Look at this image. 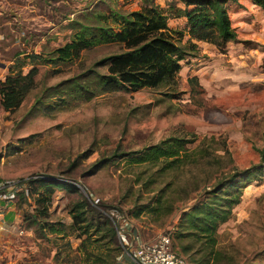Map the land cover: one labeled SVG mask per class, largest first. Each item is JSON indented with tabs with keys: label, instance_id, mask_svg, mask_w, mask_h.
I'll list each match as a JSON object with an SVG mask.
<instances>
[{
	"label": "rangeland",
	"instance_id": "rangeland-1",
	"mask_svg": "<svg viewBox=\"0 0 264 264\" xmlns=\"http://www.w3.org/2000/svg\"><path fill=\"white\" fill-rule=\"evenodd\" d=\"M151 2L182 8L178 0ZM145 3L0 0V80L12 66L22 72L37 68L34 87L18 107L5 111L0 106V178L39 180L19 194L0 220V264H80L79 239L69 228L67 208L81 196L124 217L145 242L167 234L179 253L172 232L181 210L158 217L148 210L155 195L153 186H161L163 179L141 166L127 165L128 157L118 158L116 153H132L170 136L194 134L199 140L208 136L224 140L239 170L258 164L257 150L264 143V17L250 0L226 3L236 39L221 48L193 41L196 55L179 62L172 85L83 100L77 89L92 86L84 72L101 57L120 51L116 45L80 51L78 57L57 65L30 58L32 54L48 57L83 26L101 25L99 15L125 14ZM167 25L185 30L182 18H169ZM62 101L64 106L45 111L46 106ZM193 174L201 177L203 173ZM188 176L187 167L178 174L182 181ZM148 181L156 182L146 192L141 185ZM56 183L72 184L75 189ZM40 184L53 188L50 196L38 197ZM248 185L229 219L217 228L218 247L235 264H264V182ZM143 206L138 216H131ZM185 243L192 248L187 255L179 254L188 263L198 245Z\"/></svg>",
	"mask_w": 264,
	"mask_h": 264
},
{
	"label": "trees",
	"instance_id": "trees-1",
	"mask_svg": "<svg viewBox=\"0 0 264 264\" xmlns=\"http://www.w3.org/2000/svg\"><path fill=\"white\" fill-rule=\"evenodd\" d=\"M178 1L182 8L174 3L161 7L146 0L142 7L125 14L112 12L108 16L99 15L101 25L83 26L72 34L69 41L53 49L48 57L32 54L30 58H41L44 63L57 65L78 57L80 51L98 45H116L120 51L101 57L92 69L84 72V76L87 75L89 81L92 80V86L91 89H77L83 100L120 90L136 91L145 87L172 85L180 69L179 62L196 55L193 41L221 48L225 43L236 39V32L227 15L226 3H236L237 0ZM250 1L261 10L264 17V0ZM169 18L184 19L185 30L170 28L167 25ZM108 19L110 22H107ZM184 36L186 40L182 42ZM98 68H105V71L100 72ZM36 72L35 66L25 72L14 70L13 66L8 68L7 74L0 80V106L3 110L18 107L34 87ZM191 79L194 78H188ZM64 105L65 102L62 101L55 104V107L46 106L45 111ZM187 136H170L139 151L116 153V156H127V165L141 166L158 180L163 179L161 186H153L155 195L148 210L156 217L175 209L181 210L173 227L172 239L182 255H187L192 248L186 241L198 245L188 257L189 264H235L232 256L218 247L217 228L229 219L248 184L253 181L264 182V143L257 150L258 164L239 170L233 165L224 140L213 136L200 140L194 134ZM112 155L115 156L114 153ZM226 160L228 163H225ZM99 164L101 162L96 165ZM186 167L190 176L182 181L178 174ZM151 168L153 170L149 171ZM200 172L203 173L201 177L193 174ZM38 181L30 180L26 189ZM153 182L156 181H148L149 184L141 187L149 192L151 190L146 189ZM136 183L139 184L138 181ZM55 185L75 189L72 184ZM39 189L35 193L44 198L53 191L48 184H40ZM180 193L184 195L179 196ZM188 201H191L190 205L182 206ZM142 208L145 206L133 210L131 216H138ZM108 212L110 213L107 205L93 203L86 196L69 203V228L79 239L77 251L81 254L80 264H115L120 255L115 215L126 219L117 213L113 212V216ZM170 245L174 254L188 264L173 248L171 239Z\"/></svg>",
	"mask_w": 264,
	"mask_h": 264
},
{
	"label": "built area",
	"instance_id": "built-area-1",
	"mask_svg": "<svg viewBox=\"0 0 264 264\" xmlns=\"http://www.w3.org/2000/svg\"><path fill=\"white\" fill-rule=\"evenodd\" d=\"M27 184L28 181L0 178V220L14 207ZM110 215H113V212H110ZM115 218L116 236L121 247L115 264H185L172 251L167 234L158 236L154 241L145 242L136 236L128 220L116 215Z\"/></svg>",
	"mask_w": 264,
	"mask_h": 264
}]
</instances>
